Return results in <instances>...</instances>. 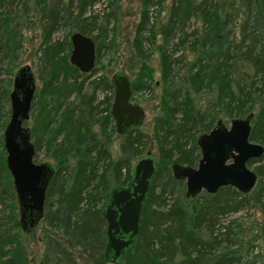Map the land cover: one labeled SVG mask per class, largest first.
Listing matches in <instances>:
<instances>
[{
    "label": "trees",
    "instance_id": "obj_1",
    "mask_svg": "<svg viewBox=\"0 0 264 264\" xmlns=\"http://www.w3.org/2000/svg\"><path fill=\"white\" fill-rule=\"evenodd\" d=\"M94 1L68 0L65 11L59 8L45 10L49 17L44 14L45 22H41L42 34L39 47L42 48V57L38 62L41 72L39 78H42L43 82L36 91L41 100L34 120L45 119L33 140L37 145L45 144L55 159V165L51 164L54 172L46 188L44 201V204L49 200L55 203V214L50 217L43 214L42 218H48L50 225L63 229V234L71 237L73 236L69 228L72 229L78 236L74 245L84 252L87 247V234L95 233V227L99 222L103 221L106 224L102 215L104 207L97 209L94 202L97 199L96 196L90 194L85 197L84 193L86 190L103 186L102 176L111 168H114L119 175V181L114 187L126 185L131 178V172L127 169V173L121 179L119 172L125 168L124 160L114 161L111 159L104 142L97 140L98 133L87 128L86 125L91 123L89 118L92 121L95 118L102 127V131L105 132L106 123H109L112 117L109 113L111 101L105 91L103 92L104 96L97 99L99 92L97 89L100 84L111 87L110 78L91 85L92 94H82L80 91L84 79L75 80L76 76L81 73L74 65L68 63L66 53L60 54L63 49L61 41L51 37L59 19H63L62 16L59 17L61 12L67 18H72L73 22L71 23L74 30L89 34L84 31L82 24L87 19L92 18L93 21H97L101 17L100 13L83 16L84 9ZM241 1L239 0V3ZM237 2L238 0H173L171 4L168 20L162 25L164 40L160 48V77L162 81L160 107L162 113L155 117L154 124L158 150L162 161L165 160V164L162 166L159 160H156L157 170L149 185L141 211L139 236L135 246L127 251L121 264H231L233 261L231 254L234 251L228 249L219 251L217 249L222 243V234L215 229L216 217L225 208L219 202V196L223 192H233L235 198H238L237 201L235 200L236 204L233 209L252 203L253 207H260V211L264 213V163H260V157L253 158L248 162L249 166L258 161L260 163L254 167L260 181L248 194H242L231 186L222 187L218 193L213 195L205 192L203 198L200 197V194L195 197H187L184 194L183 199L189 203L187 207L184 202L169 201L168 198L173 193L166 186L168 183L161 185L158 189L156 187L157 182H162V173H166L167 169L170 172L172 164L189 165L192 163L193 153L198 148L196 136L204 131L200 130V126L207 125L205 127L211 128L220 118L216 112L207 114L200 108H196L190 92L172 82L175 77L179 76L182 69L178 66V63L182 62L180 61L182 58L179 59L178 56L169 52L167 44L180 46L186 41L185 37L179 38L178 33L181 24L188 19L194 18L202 21L196 31L197 34L199 32L202 34L196 36L191 44V47L198 53L194 56L192 54L193 62L190 65L187 79L197 80V84L200 86H210L215 83V95L211 105L220 108L222 106L230 114L250 112L254 106L255 108L257 106L251 119L250 139L264 145V34H262L264 31L256 30L255 24H253L255 15H264V0H246V11L241 24L240 36L230 37L229 31H232V28H227L229 26L227 22L233 21L235 18L232 16L234 12L231 10ZM153 4H155L154 0H143L140 19L136 23L134 45L138 53L143 55L150 52L143 47V39L153 42L156 35L155 26L153 27L149 22L148 7ZM4 7L7 5L3 0H0V66L2 59L14 60L11 59L15 57L14 51L22 43V36L17 33L15 24L11 23L12 17L7 16V8ZM26 7L23 6V9L26 10ZM42 9L44 10V6ZM102 29L104 30L105 27ZM93 39L100 47L97 43L99 36L95 35ZM189 56L191 57L190 54ZM190 57L188 58L190 59ZM239 62H245L246 69L241 70ZM145 68V62H142L137 76L140 83L131 81L132 90L138 86L150 84L149 71H145ZM68 70L76 74L71 83L66 81ZM60 74H64L63 78ZM4 81L1 82L0 78V107L4 101L8 100V85L11 83L9 79H4ZM60 81L67 83L69 89L67 92L76 89L77 94L83 98L69 101L60 97V86L55 88ZM170 83L172 84L170 85ZM36 95L34 89L32 98ZM7 109L9 111V106ZM98 109L100 114L102 112L105 114L98 116V112H96ZM178 113L181 115L179 119ZM208 115H212L210 120H207ZM53 117L58 121L56 122ZM4 124L3 120L0 123V130L3 129ZM62 128L68 130L71 138L68 139V142L57 144L54 139L57 132L60 131L59 129ZM29 132L30 136H33L30 127ZM181 133L187 138L194 137L193 146L185 145V140L180 139ZM123 134L125 136L121 144L122 148L124 150L130 148L134 154L140 153L147 142L148 134L139 130L138 127H131ZM105 140H107L106 137H104ZM0 146V203L5 206L4 200H7L8 197L14 199L15 194L11 177L4 163L2 132H0ZM98 161L99 164L102 163V168L97 165ZM168 174L173 184L183 182V179L175 177L173 172ZM110 191L106 194L107 197ZM53 196L56 197L55 200L51 199ZM14 205H16L15 202ZM10 222L19 228L15 215L7 213L4 217H0V252L4 246L14 243V246L10 247L14 251L9 252L17 261L21 258L18 241L14 235H5L3 232L9 230ZM202 228L208 230V238L202 234ZM228 231L231 232V229ZM258 231L264 242V221L260 224ZM256 233L258 234V232ZM238 243L242 244L241 241ZM230 246L231 244L224 245L227 248ZM104 247L105 232L103 241H100L96 248L100 250L97 260L101 264L107 263L104 259Z\"/></svg>",
    "mask_w": 264,
    "mask_h": 264
},
{
    "label": "rangeland",
    "instance_id": "obj_2",
    "mask_svg": "<svg viewBox=\"0 0 264 264\" xmlns=\"http://www.w3.org/2000/svg\"><path fill=\"white\" fill-rule=\"evenodd\" d=\"M154 1L156 3L155 8L153 9V16L155 19L151 22V25L153 27L155 26L156 35L153 42L152 40L149 41L148 39H143V47L150 51L145 55L138 53V50L134 45L136 23L140 19L143 0H95L91 5L87 6L83 12V16L85 17L99 13L101 17L97 19V21H93L92 18L87 19L85 23L82 24L84 31L89 33L90 36H99L97 43L100 45V47H98L96 44V59L94 67L87 72H82L77 69L81 75H77L75 80L84 79V83L80 91L82 94H92L91 85L96 82H102L105 78L109 79L112 73L116 70H123L128 74L132 83L135 81L137 84L140 83L137 76L142 62H145L146 65L145 71H149L148 77L150 78V84L148 86H138L132 91V100L139 102L145 110L144 118L138 128L148 134V139L140 153L134 154L132 149L127 148L124 150L122 148L121 144L123 143L125 135L123 133L116 132L112 117L111 120H109V123H106V133L102 131V127L95 118L94 121L89 118V122L91 123L90 125L86 124L87 128L98 133L97 140L104 142L111 159L114 161L121 159L124 160L123 165L125 168L121 169V172H119L121 173V179L127 173V169L132 172V167L135 161L139 157L146 155L148 151H150L157 161L159 160L162 166L165 164V160L162 161L158 150V142L154 134V124L155 117L157 115H161L162 113V109L160 107V95L162 91V81L160 77V48L164 40L162 25L168 20L173 0ZM3 2L7 5V7H4L7 8V16L12 17L11 23L15 24L17 33L22 36V43L17 46L14 51L15 57L11 58L14 60L9 61L6 58L2 59L0 66V78L1 82H3L4 79L11 80L12 73L19 64L27 63L30 65L35 77V94L37 95L31 100L29 118L25 123L30 127V129L32 128L33 136H30V139L33 141L38 129L42 126L45 119H40V121L34 120L35 113L38 111L41 100L39 93L36 91L39 87H41L43 82V79L39 78L41 72L38 65V62L42 57V48L39 47L42 34L41 22H45V15L49 17L45 10L59 8L64 9L63 11H65V6L67 5L68 0H3ZM238 3L239 0L231 10L234 12V14H232V16H235L234 20L227 22L229 25L227 28H232V31H229L230 37L234 35L237 37L240 36L241 24L245 16L244 12L246 11V0H242L239 4ZM23 6H27L26 10L23 9ZM42 6H44V10L42 9ZM149 8L150 6L148 7V10ZM61 16L63 19H59L58 25L53 31L51 37L52 39L61 41L63 49L60 54L63 55L66 53V59L68 61V53L71 46L69 42V34L75 30L72 28V18H67L63 12L60 13L59 17ZM201 23L202 21H198L194 18L186 20L181 24L179 29L180 32L178 33V37H185L186 41L180 46H175L171 43L167 44L169 52L174 54V56H178L179 59L182 58L180 60L182 62L178 63V66L182 67V69L180 70L179 76L175 77L172 82L181 86L183 90L187 89L190 92L193 96V104L196 108H200L207 114L216 112L218 113L217 115L220 118H223V120L228 124L231 117L244 116L248 111L240 112L239 114H230L222 106L220 108L211 105L212 98L215 95L214 90L216 89V84L212 83L210 86H200L197 84V80L187 79V74L190 72V65L193 62L192 57L194 54L196 55V53H198L196 49L191 47V44L195 40L196 36H201L202 34V32H199L198 34L196 33L197 28L201 25ZM253 24H255L256 30L264 31V15H255ZM182 26L183 29L181 30ZM102 27H105V29L103 30ZM262 34H264V32H262ZM188 57H190V59ZM68 63L71 64L69 61ZM238 65L241 70L246 69L245 62H239ZM74 75L76 74H73V72L68 70L66 81L71 83ZM42 76L46 77L44 75ZM60 76L63 78L64 74H60ZM169 81L171 82V80ZM171 84L172 83H170V85ZM8 86L10 87V85ZM59 86L61 88L60 97L69 101L83 98L80 97V94H77L76 89H71L67 92V90H69L67 88V83H62L60 81L55 88H59ZM97 91H99L97 99H101L104 96V91L108 95L109 101L113 98L112 86L108 87L105 84H100ZM8 106L9 103L8 100H6L0 107V119L2 121L4 120V123L7 121L9 115V111L7 109ZM256 109L257 106L256 108L254 106L251 111H256ZM96 112H98V116H103L105 114V112L100 114L99 109ZM177 116L179 119L181 115L178 113ZM211 117L212 115H208L207 120H210ZM84 119L82 120L84 121ZM54 120L56 122L58 121L55 118ZM205 126L201 125L200 130L207 131L210 129V127L207 128ZM59 130L60 131L57 132L54 142L57 144L68 142V139L71 138L68 130L65 128ZM0 132H2V130H0ZM181 135L180 139L185 140V145L187 147L193 146L194 137L187 138L184 137L182 133ZM104 137H106L107 140L104 141ZM252 141L255 140L252 139ZM3 158H5V150L3 151ZM198 158L199 148L195 149L192 156V163L190 165L196 166ZM33 160L36 163L47 161L50 165H55L54 156L50 154V150L45 147V144L37 145L34 143ZM259 161L260 163H264V153L260 156ZM259 161L249 167L254 170L255 165L260 164ZM97 165L102 168V163L99 164V161L97 162ZM114 167L116 168V166ZM168 173H172L171 167L170 172L167 169L166 173H162V182H157V189L160 188L161 185L163 186V184L168 183L166 186H168L173 193L168 198L169 201L175 202L178 200L179 202L186 203L188 207L189 203L183 199L186 189L185 181L183 180L181 184H173ZM118 176V172H116L114 168L107 170L102 176L104 182L103 186L97 189L86 190L84 193L85 197H87V195L94 194L97 198L94 201L95 207L97 209H102L106 203V194L119 181ZM259 181L260 178L258 177V183ZM199 194L200 197L203 198L205 191H202ZM219 197V202L222 203L225 208L224 211L219 213L216 217L217 220L215 229L222 234V243L217 249L219 251H223L225 249L234 251L231 254L233 259L231 264H264V242L258 231L260 224L264 221V213L260 211V207H253V204L250 203L249 205L244 204L237 209H233L238 198H235L234 193L230 191L223 192ZM55 198L56 197L53 196L51 199L55 200ZM14 200L15 198L13 199L8 197L7 200H4L5 206L3 203H0V217H4V215L10 213L15 215L17 218V204L16 200ZM14 202L16 205H14ZM55 206V203L50 202V200L47 203L45 202L43 205V214L47 217L54 215ZM48 220V218H41L32 233H24L18 227H15L12 222H10V225H8V227H10L9 230L3 232L5 235L11 234L15 236L18 241L21 258L17 260V262L16 259L11 256L9 251H14L13 248H10L14 246V243H12L11 245L4 246L1 250L0 264H101L97 260L100 250L96 248L99 246L100 241L102 242L104 238L106 224H104L103 221L99 222L95 227V233L87 234V247L85 251L87 253H85L81 248L74 245V241L78 236L72 231V229L69 228L73 237L63 234V229L50 225ZM229 229H231V232L228 231ZM202 230V234L208 238V230L205 228H202ZM256 232H258V234ZM237 240L241 241L242 244L238 243ZM249 241H251V244ZM230 244V247H224V245ZM106 264L114 263L107 262Z\"/></svg>",
    "mask_w": 264,
    "mask_h": 264
},
{
    "label": "water",
    "instance_id": "obj_3",
    "mask_svg": "<svg viewBox=\"0 0 264 264\" xmlns=\"http://www.w3.org/2000/svg\"><path fill=\"white\" fill-rule=\"evenodd\" d=\"M68 61L79 71H90L95 64L96 43L80 31L69 34ZM113 98L109 113L116 132L139 127L145 115L143 106L131 99V79L123 70L110 76ZM35 89V77L29 64H19L13 71L8 91L9 115L2 129L4 163L11 177L17 204V220L22 231L30 232L43 215L45 191L53 175L49 162H34L30 139L29 109ZM253 112L234 116L227 124L222 118L207 131L199 133L196 143L200 158L195 167L174 163L173 175L185 181V195L195 197L202 191L213 195L225 186L242 194L250 193L258 183L249 160L264 153V145L250 139ZM157 170L156 159L148 151L132 167L131 178L124 186L111 189L102 215L106 221L104 259L121 264L128 250L135 246L143 203Z\"/></svg>",
    "mask_w": 264,
    "mask_h": 264
},
{
    "label": "built area",
    "instance_id": "obj_4",
    "mask_svg": "<svg viewBox=\"0 0 264 264\" xmlns=\"http://www.w3.org/2000/svg\"><path fill=\"white\" fill-rule=\"evenodd\" d=\"M95 6V5H94ZM156 6V3L151 5L150 8H149V14H150V17H149V22L151 24V22L154 21L155 17L153 16V9L155 8Z\"/></svg>",
    "mask_w": 264,
    "mask_h": 264
},
{
    "label": "flooded vegetation",
    "instance_id": "obj_5",
    "mask_svg": "<svg viewBox=\"0 0 264 264\" xmlns=\"http://www.w3.org/2000/svg\"><path fill=\"white\" fill-rule=\"evenodd\" d=\"M133 91V90H132ZM132 96H133V94H132ZM131 99H132V97H131ZM139 103V102H138ZM27 121V120H26ZM25 121V122H26ZM25 125H27L26 123H24ZM28 126V125H27ZM29 127V126H28ZM116 130V129H115ZM197 137V136H196ZM197 144V143H196ZM198 146V145H197ZM198 148H199V146H198ZM199 158H200V148H199ZM199 158H198V160H199ZM180 164V163H179ZM190 165V164H189ZM196 165V164H195ZM191 166V165H190ZM193 167H195V166H193ZM41 220V219H40ZM39 220V221H40ZM37 226V225H36ZM36 226H35V228H36ZM19 229H20V227H19ZM21 230V229H20ZM22 231V230H21ZM22 232H24V233H32V232H34V231H30V232H25V231H22ZM107 262V261H106ZM109 263V262H108Z\"/></svg>",
    "mask_w": 264,
    "mask_h": 264
}]
</instances>
